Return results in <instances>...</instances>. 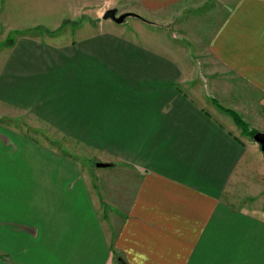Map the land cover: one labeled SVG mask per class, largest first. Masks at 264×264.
Instances as JSON below:
<instances>
[{
	"label": "crops",
	"instance_id": "crops-1",
	"mask_svg": "<svg viewBox=\"0 0 264 264\" xmlns=\"http://www.w3.org/2000/svg\"><path fill=\"white\" fill-rule=\"evenodd\" d=\"M0 34V264H264L220 107L264 131V0H0Z\"/></svg>",
	"mask_w": 264,
	"mask_h": 264
},
{
	"label": "water",
	"instance_id": "water-1",
	"mask_svg": "<svg viewBox=\"0 0 264 264\" xmlns=\"http://www.w3.org/2000/svg\"><path fill=\"white\" fill-rule=\"evenodd\" d=\"M137 16L135 13L125 12L118 15L116 8L107 9L103 15L104 19H112L117 23H122L128 16ZM253 139L260 145L262 153L264 155V131H258L254 134ZM98 166H107V163H98Z\"/></svg>",
	"mask_w": 264,
	"mask_h": 264
},
{
	"label": "rangeland",
	"instance_id": "rangeland-1",
	"mask_svg": "<svg viewBox=\"0 0 264 264\" xmlns=\"http://www.w3.org/2000/svg\"><path fill=\"white\" fill-rule=\"evenodd\" d=\"M134 21V18H130V19H128L127 20V23H126V25L127 24H130V23H132ZM117 24V23H116ZM101 26H102V22H100L99 23V27L101 28ZM128 26V25H127ZM1 33H3V31L1 32ZM3 36H4V34H0V41L3 39ZM10 36H14V35H10ZM4 121H5V123H13V124H15V125H17V126H19V127H21V126H23V124H24V120L20 117V118H4ZM21 122H23V124L21 125ZM258 128H262L261 127V123L258 125ZM254 129H256V128H254ZM263 130H264V127H263ZM260 131H262V130H260ZM29 132H32V131H30L29 130ZM253 138V137H252ZM254 140V139H253ZM75 151V150H74ZM261 152H262V150H261ZM87 155H88V157H90L89 159L88 158H86V157H79V156H77V155H75V156H77L78 158H80V160H82L83 161V163L85 164V166H87L88 167V165H90V164H92V165H90V166H92V167H94L93 169H92V173H95L94 171H96V166H98L97 164L98 163H102V161H97L96 162V160H97V158H95V157H93L94 155H93V153H91V152H87ZM264 156V155H263ZM88 164V165H87ZM89 166V167H90ZM99 167V166H98ZM95 174H97V173H95Z\"/></svg>",
	"mask_w": 264,
	"mask_h": 264
},
{
	"label": "trees",
	"instance_id": "trees-1",
	"mask_svg": "<svg viewBox=\"0 0 264 264\" xmlns=\"http://www.w3.org/2000/svg\"><path fill=\"white\" fill-rule=\"evenodd\" d=\"M217 103V102H216ZM217 105H219L217 103ZM224 111H226L228 114H230L233 119L235 120V122L241 127V129L243 130V133L249 135L250 137H253L255 133H257L259 130L251 128L250 125L243 120L240 115L232 110V109H228V108H224L222 106H220ZM121 264H127L126 261H121Z\"/></svg>",
	"mask_w": 264,
	"mask_h": 264
}]
</instances>
